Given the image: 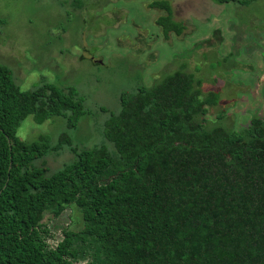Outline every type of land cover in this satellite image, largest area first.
Listing matches in <instances>:
<instances>
[{"label": "trees", "instance_id": "16d2710c", "mask_svg": "<svg viewBox=\"0 0 264 264\" xmlns=\"http://www.w3.org/2000/svg\"><path fill=\"white\" fill-rule=\"evenodd\" d=\"M151 7L166 12L165 37L182 33L168 1ZM187 68L120 94L101 130L110 149L73 147L66 132L20 139L29 115L75 127L84 100L44 80L23 90L0 62V264H264V116L238 131L211 123L220 93ZM63 146L73 160L49 174L43 159ZM73 207L79 229L55 224Z\"/></svg>", "mask_w": 264, "mask_h": 264}, {"label": "rangeland", "instance_id": "374dc122", "mask_svg": "<svg viewBox=\"0 0 264 264\" xmlns=\"http://www.w3.org/2000/svg\"><path fill=\"white\" fill-rule=\"evenodd\" d=\"M163 1L184 24L180 35L165 37L157 24L166 12L151 4ZM0 62L23 90L44 80L84 100L86 114L70 129L63 116L42 124L27 116L16 135L28 142L48 135L55 144L66 132L73 147L113 149L101 130L119 110L120 94L151 86L183 63L204 92L220 93L208 120L238 131L264 116V0H0ZM73 157L63 146L43 160L51 174ZM44 221H51L48 214ZM55 224L79 229L82 217L67 208Z\"/></svg>", "mask_w": 264, "mask_h": 264}, {"label": "crops", "instance_id": "0c3cea01", "mask_svg": "<svg viewBox=\"0 0 264 264\" xmlns=\"http://www.w3.org/2000/svg\"><path fill=\"white\" fill-rule=\"evenodd\" d=\"M230 3V2H229Z\"/></svg>", "mask_w": 264, "mask_h": 264}]
</instances>
